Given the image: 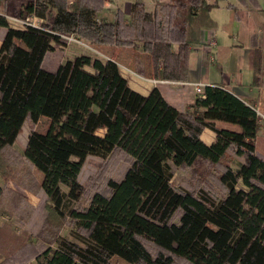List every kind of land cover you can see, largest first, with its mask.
Instances as JSON below:
<instances>
[{
    "label": "trees",
    "instance_id": "trees-1",
    "mask_svg": "<svg viewBox=\"0 0 264 264\" xmlns=\"http://www.w3.org/2000/svg\"><path fill=\"white\" fill-rule=\"evenodd\" d=\"M86 1L0 0V156L26 121L50 120L45 133H29L22 156L42 173L40 188L57 218L82 194L78 176L87 157L120 150L130 158L122 178L107 182L108 194L94 193L86 208L67 211L75 241L57 237L32 264H111L115 256L127 264H264V158L254 145L261 126L248 103L206 86L179 112L157 88L147 96L133 91L114 61L80 55L55 72L41 66L65 37H75L132 48L146 55L154 79L181 81L200 30L215 25L211 11L236 7L229 0H170L149 13L134 2L128 17L116 10L108 22L100 15L104 0ZM11 13L42 22L14 29ZM141 65L136 60L145 74ZM261 67L259 48L252 86L261 84ZM216 121L240 130L219 129ZM206 128L215 133L209 146L200 140ZM230 154L242 159L238 167L225 161ZM199 164L218 170L221 197L171 185L173 168Z\"/></svg>",
    "mask_w": 264,
    "mask_h": 264
},
{
    "label": "rangeland",
    "instance_id": "rangeland-1",
    "mask_svg": "<svg viewBox=\"0 0 264 264\" xmlns=\"http://www.w3.org/2000/svg\"><path fill=\"white\" fill-rule=\"evenodd\" d=\"M257 1L264 9V0ZM82 2L87 1L82 0ZM220 8L214 9L212 14L218 16L225 13L224 8ZM100 15L102 17V14ZM7 19L10 26L15 25L18 28L23 27L25 22L36 26L42 22L37 17L29 16L21 19L12 13L8 14ZM4 32V28H0V33L4 34ZM80 44L85 53L104 60L103 54L108 55V50L111 49L106 48V45H92L82 40ZM83 50L80 51L83 52ZM76 53V50L66 46V43L62 46H55L54 50L45 55L41 65L42 69L55 72L60 64L73 59ZM47 125L48 122L44 118L39 119L35 124L26 121L13 146L1 153L0 264H32L35 254L43 247L51 245L57 237L75 241L73 231L77 233V230L71 218L67 216V211L86 208L94 193L108 194L107 182L120 180L130 165V158L120 150L113 151L105 158L87 157L78 176L82 194L76 202H66L61 210L62 216L57 218L51 212L46 196L40 188L42 175L22 156L29 133L31 131L43 132ZM231 158H234L232 154L225 161H230L231 167H235L234 161L236 162L237 159L232 160ZM3 174L7 175L6 180L3 179ZM171 185L176 190L185 189L195 193L204 189L216 198L225 193V189L218 181V170L205 167L203 164H199L196 169L173 168ZM61 190L63 193L67 192V188L63 186ZM110 263L127 264L116 256L110 260ZM173 264L187 263L175 260Z\"/></svg>",
    "mask_w": 264,
    "mask_h": 264
},
{
    "label": "crops",
    "instance_id": "crops-1",
    "mask_svg": "<svg viewBox=\"0 0 264 264\" xmlns=\"http://www.w3.org/2000/svg\"><path fill=\"white\" fill-rule=\"evenodd\" d=\"M169 1L104 0L102 17L108 22H113V14L116 10H120L125 17H128L130 6L134 2L142 3L146 12L152 13L157 4H168ZM229 1L236 7L235 9L221 7L220 9L224 8L225 13L218 16L212 14V11L217 8L211 11V18L215 23L212 29L215 30L216 34V44L212 49L213 61L210 62L206 54L193 49L192 46H196V44L192 45L184 80L154 79L151 76L146 55L132 48L106 45V48L111 49L108 50V55H103L105 59L114 61L117 64L122 77L127 80L133 91L142 96H147L152 89L157 88L164 100L179 112L186 111L198 97L195 92V85H202L204 88L206 86L223 87L241 101L248 103L260 117L261 130L255 138L254 145L256 152L264 158V9L257 0H255L254 5L249 7L241 5L237 0ZM208 29L200 30L199 42H201L202 35H205ZM4 34L0 33V44ZM65 39L66 46L72 47L77 52L74 58L80 55L90 56L81 48L80 40L75 37H65ZM259 48L262 53L261 84L252 86L255 51ZM80 50H83V52ZM136 60L141 61V68L145 74L137 72ZM41 118L46 119L48 125L45 131H38V133H45L50 125V120L46 117H40L39 119ZM215 126L231 132H239L240 130L236 125L220 121H216ZM98 133L102 134V131ZM200 140L209 146L215 140V133L206 128L200 134ZM241 162L242 159L234 161L235 167L233 168L238 167ZM40 174L42 175V173Z\"/></svg>",
    "mask_w": 264,
    "mask_h": 264
},
{
    "label": "built area",
    "instance_id": "built-area-1",
    "mask_svg": "<svg viewBox=\"0 0 264 264\" xmlns=\"http://www.w3.org/2000/svg\"><path fill=\"white\" fill-rule=\"evenodd\" d=\"M9 23V21H8ZM10 25V24H9ZM26 25H31L34 27H38L36 25H32L30 23H24L23 27L18 28L15 25L14 26H10L11 28L14 29H24ZM216 44V34H215V30L212 28H209L208 31L206 32L205 35H202L201 37V42H199V44L196 46H192L193 49L195 50H199L202 53L206 54L207 57H209V61L212 62L213 61V54H212V49L214 48ZM195 92L197 94L198 97H202L204 95V87H202V85H195Z\"/></svg>",
    "mask_w": 264,
    "mask_h": 264
}]
</instances>
